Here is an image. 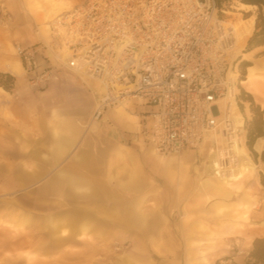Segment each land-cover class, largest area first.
<instances>
[{"label": "rangeland", "instance_id": "obj_1", "mask_svg": "<svg viewBox=\"0 0 264 264\" xmlns=\"http://www.w3.org/2000/svg\"><path fill=\"white\" fill-rule=\"evenodd\" d=\"M32 1L35 3L36 10L40 12L41 18L36 20V22L32 21L33 28L31 30L21 31L16 29L17 26L15 24L18 21L15 20L13 14L4 4H0V264H117L124 252L129 250L143 252L146 250L148 243L152 251L160 254L158 245L159 243L167 244V240L142 238L141 225L132 224V229L129 226L123 227V225L119 224L105 223H101L100 234L84 233L86 236L83 239L92 245L98 244L104 250L101 256H96L87 261L78 258L77 254L82 248L76 245L66 244L62 247L51 245L55 255L52 259L32 255L31 253L23 252V250L22 252L15 251V246L28 248L29 245H34L35 242L36 246H50L49 235L42 219L48 215L66 211L76 212L77 210L76 207L56 204L55 196L51 195L53 192L44 190L45 182L54 177L52 174L40 175L25 186L19 182L15 184L13 180L14 168H17L18 172L35 168V160L24 158L26 156L25 153L28 154L29 150L36 149V136H42L44 133L42 130L43 126L46 131L45 138H51L53 128L57 123V118L54 117V114L59 105L52 107L53 116L49 117L50 111H48L49 105L46 98H41L37 101L33 95H27L26 93H39V91H43L52 85H59L61 83L60 75L63 73L73 83L86 86L91 95L92 92L94 93L92 95V112L83 120L79 119L78 135L80 138H113L115 129L112 121L103 120L107 111L103 113L99 120L92 119L96 99L95 92L100 90L95 88L94 84H88L83 77H79L69 70L56 68L54 70L57 75L56 79L43 83L41 86L32 85L29 75L23 67L21 68L20 60L15 53V46L28 45L34 42L35 44H50L48 26L47 36L42 33V29L58 14L73 7L77 2H72L66 6L61 4L62 0ZM220 7L224 10L222 13L224 18L232 23L237 28V31L238 29H244L245 31L244 39L237 43L236 49L230 54V72L233 73L234 80H236L234 88L236 99L232 107V115L234 118L238 117L239 123L242 125L240 136L245 139L242 138L245 141L246 156L251 161V165L253 163L256 165L255 169H251V166L246 167V169L250 168L251 170L247 174L241 189H249L250 195L255 199L256 204L248 217L249 219H246V223L242 227L232 226L227 222L219 223L218 218L211 217L212 215L208 217L203 213V211L210 210L211 203L218 198L209 196L206 199L205 196H202V192H199L200 190H194L195 187L199 189L198 184L201 180L199 174L193 173L195 171L194 167L200 163L201 157L194 152L161 156L163 159L172 158L178 163L173 169H170V171L174 172L173 183L175 184V190L172 191L170 189L172 193L180 195L181 204L185 203V206L177 209L175 215L178 221L174 223L175 228L173 226V229L177 234L175 246L185 254L187 260L189 259V264H201L200 259L202 257H205L209 264H220V260L225 259H231V264H242L248 258L253 240L255 238H264V147L260 151L254 148L257 138L264 137V44L247 50L248 40L256 29L259 12L257 6L245 5L241 0H221ZM39 59L42 65H55L51 54L46 49L42 50ZM14 62H17L20 66L19 75L9 72L6 68V65ZM248 66L256 68V76H253L248 83L244 84L243 80H246L249 73L247 70ZM44 107L48 113L47 119L43 123L42 120L38 119V112L40 108L43 109ZM112 108H108V111ZM91 122H97L98 124L96 127H88L85 130L86 125L91 124ZM257 128L261 130L262 135L255 137L254 130ZM29 133L32 134V141L29 138H19V135L25 136ZM214 133L220 134L219 132ZM250 138H254L251 146L248 145ZM206 147L207 144L204 145L201 153L208 151ZM152 156L153 160H157V163L160 161L154 154ZM48 162L51 163L50 160ZM108 165L114 168V172L108 177L110 182L125 180L131 185L145 184L147 182L152 185L158 181L164 183L151 175L146 181L140 171H137V161L135 165L123 166L117 160L112 159ZM51 166L54 167V164H48L49 170ZM200 170L202 171V168ZM251 178L254 179L252 180ZM167 187L169 188V186ZM204 193L209 192L206 191ZM241 194L242 190L240 193L235 192L232 196L223 198V201L224 203L232 204L240 199ZM150 199V202H144L140 206L144 215L143 218H146L147 215H155L154 212H160L156 197L153 196ZM135 204L132 206V214L129 212L130 221H133L132 215L135 213ZM14 205L16 206L14 207ZM13 210H16L17 214L31 215L32 219H34L32 226L29 224L27 226H14L10 217ZM254 212H256V225L253 221ZM197 216L208 220L207 226L211 228L207 230V233L211 234L200 243L198 241L201 238L198 236L202 231L199 229L197 222H191ZM72 217L76 221L74 223L78 224L77 218L75 219L73 215ZM22 220L26 222L28 218L22 217ZM186 220L190 221L187 222ZM66 228L69 229V226ZM254 228H256V237H253ZM220 229L226 232L223 234L217 231ZM35 236L39 237L36 241ZM165 246L166 249L171 250V245ZM2 248H5L4 252ZM238 251L242 252L238 253Z\"/></svg>", "mask_w": 264, "mask_h": 264}, {"label": "built area", "instance_id": "obj_2", "mask_svg": "<svg viewBox=\"0 0 264 264\" xmlns=\"http://www.w3.org/2000/svg\"><path fill=\"white\" fill-rule=\"evenodd\" d=\"M223 12L216 0H82L48 24L50 44L16 45L15 53L32 85L56 79V68L96 80L93 120L131 100L148 104L144 136L155 154L207 144L222 172L231 171L229 146L241 129L226 109L236 86L229 73L235 30ZM43 49L55 65L40 63ZM214 132L222 137L215 146Z\"/></svg>", "mask_w": 264, "mask_h": 264}, {"label": "crops", "instance_id": "obj_3", "mask_svg": "<svg viewBox=\"0 0 264 264\" xmlns=\"http://www.w3.org/2000/svg\"><path fill=\"white\" fill-rule=\"evenodd\" d=\"M75 1L77 2L73 6L79 4L82 0H62L61 4L68 6V4ZM1 3L8 8L15 20L18 21L15 25L19 31L31 30L33 28L32 21L36 22V20L41 18V14L36 10L35 3L32 0H1ZM42 33L45 36L48 35L47 25L42 29ZM33 44L35 42L22 46L26 47ZM6 68L13 74H20V66L17 62L6 65ZM247 70L249 73L246 80H243L244 84L250 81L248 78L250 72L256 74V68L253 66H248ZM68 78L61 73V83L59 85H52L43 91H39V93H26L27 95H33L37 101L41 98H46L49 105L48 111L51 112H49V117L53 116L52 107L59 105L54 114V117L57 118V123L53 128L51 138H45L46 131L43 126L42 130L44 133L42 136H36V149L29 150L28 154L24 152L26 154L24 158L35 160V168L19 172L17 168H14L13 180L15 184L19 182L25 186L40 175L52 174L54 177L45 182L44 190L53 192L51 195L55 196L56 204L76 207L77 210L76 212L66 211L48 215L42 219L49 235L50 246H36L35 242L34 245L31 244L28 248L15 246V251L22 252L23 250V252H28L32 255L52 259L55 255L51 245L59 247L66 244L76 245L82 248L77 254L78 258L87 261L96 256H101L104 250L98 244L92 245L83 239L86 236L85 232H87L86 234L92 232L93 235L100 234L101 223L119 224L123 225V227H132V229V224H137L142 226V238L163 239L167 240V244L159 243L160 254L152 251L149 243L143 252H137L136 250L126 251L121 255L117 264H189V259L187 260L185 254L175 246L177 234L173 229V226L175 228L174 223L178 221L175 215L177 209L185 206V203L181 204L180 195L171 192V189L172 191L175 190V184L173 183L174 172L170 171V169H173L178 163L172 158L163 159L161 156L156 155L144 136V131L148 128L147 112L150 110V106L138 100H131L126 105H120L109 111L107 109L103 120H110L114 123L113 138H80L78 135L79 119L83 120L92 112V95L94 93L92 92L91 95L86 86L73 83ZM83 79L88 84H94V87L100 90L101 87L95 80L86 77H83ZM45 107L43 109L40 108L38 112V119L42 120L43 123L47 119L48 113ZM88 127L90 126L86 125L85 130ZM214 135L215 133H212L209 140L212 141V138H215ZM19 138L31 139L33 137L29 133L25 136L19 135ZM212 142L213 146L221 143H215L214 140ZM262 147H264V137H258L254 148L260 151ZM202 149H204V145L199 150H184L180 154L194 152L201 157L200 163L194 167L195 171L193 173L201 176L198 184L199 189L195 187L194 190H200L199 192H202V196L207 199L209 196H215V190L205 180L215 182L218 174L213 149L206 150V153H201ZM152 154L159 158L160 161L158 163L157 160H153ZM112 159L117 160L123 166L135 165L137 161V171H140L146 181L151 175L164 183L158 181L152 185H149L148 182L131 185L125 180L110 182L108 177L114 172V168L110 167L108 163ZM49 160L51 163L48 162ZM48 164H54V167L51 166L49 170ZM254 166L256 167L255 164ZM200 168H202V171ZM251 179L253 180L254 178ZM241 190L240 199L232 204L224 203L223 198L225 197L215 196L214 198L218 199L211 203V209L203 211V213L208 217L212 215L211 217L218 218L219 223L227 222L232 226L242 227L246 223V220L241 217L243 205L246 204L248 198L251 199L254 205L256 201L250 195L249 189L243 188ZM206 191L209 193H204ZM153 196L156 197L160 212H154L155 215H147L146 218H143L144 215L140 206L144 202H150V198ZM134 203H136V209L132 215L133 221H130L129 212H131ZM253 207L250 208L248 217ZM218 208H220L219 211L217 210ZM23 215L17 214L16 210H13L10 215L12 224L14 226H27V224L32 226L34 221L32 216ZM72 215L75 219L77 218L78 224L74 223L76 221ZM253 215V221L256 225V212ZM22 217H27L28 221L23 222ZM224 219L226 220L224 221ZM191 222H197L199 229L202 231L198 236L201 238L198 241L199 243L211 234L207 233V230L211 229L207 226L208 220L197 216ZM68 226L69 229L66 228ZM217 231L223 234L226 232L223 229ZM253 232V237H256V228H254ZM87 237L89 238V236ZM38 238L35 236V241ZM165 245H171V250L166 249ZM2 251L4 252L5 248H2ZM200 262L201 264H209L205 257H202Z\"/></svg>", "mask_w": 264, "mask_h": 264}, {"label": "bare ground", "instance_id": "obj_4", "mask_svg": "<svg viewBox=\"0 0 264 264\" xmlns=\"http://www.w3.org/2000/svg\"><path fill=\"white\" fill-rule=\"evenodd\" d=\"M233 27L235 30V40L232 45V52H234V50L236 49L237 43H240L244 39V33H245L244 29H238L237 31V28L234 25ZM21 68H22V64H21ZM229 73L231 76H234L233 73L230 72V70H229ZM253 76H256V74H254L253 72H250L248 78L251 80ZM82 77H86V76H82ZM235 99H236V91L232 90L231 93L226 98V109L228 110L229 117L232 121L233 128L240 127V129L242 130V125L239 123V118L238 117L234 118V116L232 115V107L235 102ZM97 124H98L97 122H91L89 126L96 127ZM220 135L221 134H215L214 135L215 138H212V141L214 140L215 143L222 142V137ZM242 138L243 137L238 135V137L234 139V143H232V145L229 146V150L232 151L234 155H236L235 157L236 162H235V165L232 166L231 171H227L226 169L223 168L224 170L222 172V168L218 167V161H216V158L214 157L216 165H217V174H218L217 180L215 182L209 181V180H205V181L214 188L215 196L227 197L232 194H235V192H239L243 186V182L245 178L247 177V174L249 173L251 169L255 167L254 164L251 165V161L246 156V149H245V144H244L245 141H243L244 138L243 139ZM220 153L222 152H218L219 156H220ZM221 163L226 164L227 161H225L223 158V161L221 162L219 159V164ZM250 166H251V169L250 168L246 169V167H250ZM253 205L254 204L251 202V199L248 198L246 201V204L243 205V211L241 212V217L244 220L248 218V212L250 211V208L253 207ZM217 210L219 211L220 208H218Z\"/></svg>", "mask_w": 264, "mask_h": 264}, {"label": "trees", "instance_id": "obj_5", "mask_svg": "<svg viewBox=\"0 0 264 264\" xmlns=\"http://www.w3.org/2000/svg\"><path fill=\"white\" fill-rule=\"evenodd\" d=\"M216 1L218 6H220L221 0ZM241 2L245 5L257 6L259 12L255 32L248 40L247 50H250L253 47L264 44V0H241ZM254 131L255 137L262 135L259 128ZM254 138H250L249 146H251ZM242 264H264V238H255L253 240L252 249L249 252L248 258Z\"/></svg>", "mask_w": 264, "mask_h": 264}]
</instances>
